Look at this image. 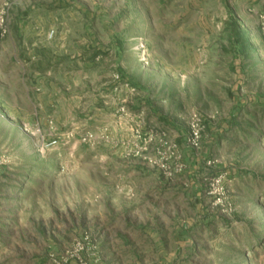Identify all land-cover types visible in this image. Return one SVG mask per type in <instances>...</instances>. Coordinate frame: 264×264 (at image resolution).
Masks as SVG:
<instances>
[{
  "label": "rangeland",
  "instance_id": "1",
  "mask_svg": "<svg viewBox=\"0 0 264 264\" xmlns=\"http://www.w3.org/2000/svg\"><path fill=\"white\" fill-rule=\"evenodd\" d=\"M0 264H264V0H0Z\"/></svg>",
  "mask_w": 264,
  "mask_h": 264
},
{
  "label": "built area",
  "instance_id": "2",
  "mask_svg": "<svg viewBox=\"0 0 264 264\" xmlns=\"http://www.w3.org/2000/svg\"><path fill=\"white\" fill-rule=\"evenodd\" d=\"M195 135V134H194ZM196 136V135H195ZM55 145H57V141H55V140H53V141H50V142H47V143H43V147L45 148V147H47V148H50V147H53V146H55Z\"/></svg>",
  "mask_w": 264,
  "mask_h": 264
}]
</instances>
